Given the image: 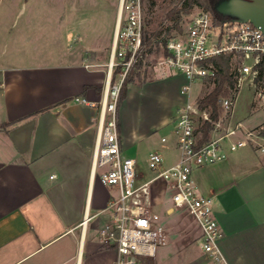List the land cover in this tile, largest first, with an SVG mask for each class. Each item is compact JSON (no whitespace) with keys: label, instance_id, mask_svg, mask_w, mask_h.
<instances>
[{"label":"crops","instance_id":"0c3cea01","mask_svg":"<svg viewBox=\"0 0 264 264\" xmlns=\"http://www.w3.org/2000/svg\"><path fill=\"white\" fill-rule=\"evenodd\" d=\"M28 2L0 0V264H116L117 250L103 243L100 229L117 192L92 170L99 108L75 100L100 101L111 49L29 62L38 49L44 55L45 26L60 31L62 20L20 16L16 24ZM121 143L124 151L122 135ZM226 153L193 171L197 191L215 199L225 264H264V149ZM163 157L169 166L179 151ZM156 186L166 190L161 181ZM193 229L201 240L199 225Z\"/></svg>","mask_w":264,"mask_h":264},{"label":"built area","instance_id":"2783aa9c","mask_svg":"<svg viewBox=\"0 0 264 264\" xmlns=\"http://www.w3.org/2000/svg\"><path fill=\"white\" fill-rule=\"evenodd\" d=\"M144 29L143 0H120L102 97L98 102L75 98L79 103L99 108L93 175L117 192L109 202L110 219L100 229L101 239L116 248V264H144L143 257H155L158 249L169 242L162 213L151 197L152 188L161 181L169 193L166 213L186 210L192 215L201 229V247L206 258L212 264H225L219 245L224 233L215 215V199L199 194L193 171L227 156L224 139H228L230 150L254 141L250 132L246 139H233L244 131V125L241 121L232 123V112L243 86L252 89L264 108V83L260 85L257 81L264 61V33L251 22L225 20L219 24L210 12L198 9L182 31L167 38L158 67L164 73H177L185 78L180 87L184 101L177 106L172 118L179 159L165 166L163 155L151 151L147 162L154 175L139 182L138 161L127 156L122 148L118 100L125 77L147 54ZM224 53L232 54L237 90L234 97L223 100V117L213 120L210 112L199 106V98L193 99L192 92L195 82L202 84L205 79L216 76L217 66L212 59ZM119 68L117 79L113 81L114 71ZM200 120L211 122L213 131L224 129L225 132L200 143ZM161 141L168 139L163 136Z\"/></svg>","mask_w":264,"mask_h":264},{"label":"rangeland","instance_id":"374dc122","mask_svg":"<svg viewBox=\"0 0 264 264\" xmlns=\"http://www.w3.org/2000/svg\"><path fill=\"white\" fill-rule=\"evenodd\" d=\"M116 4L117 0H29L16 24L20 16L21 19L59 17L62 20L60 31L57 24L45 26L47 34L44 43L42 42L46 45L44 55L38 57L41 53L38 49L39 51H34L36 55H30L29 62L46 63L60 58L68 59L78 52V48L109 51L117 18L112 7ZM143 4L145 29L155 32L169 24L167 15L172 9L181 6L182 0H143ZM198 9L202 8L195 6L191 13L183 14L182 27L186 26L192 13ZM159 47L162 48L161 45ZM163 53V49L160 52L147 53L139 67L131 68L129 73L132 81L128 84L127 97L118 111L124 151L127 156L135 157L138 161L139 182L154 175L147 162L149 152L157 151L167 160L178 152L172 117L175 107L184 101L180 87L185 78L181 74H168L159 69L157 63ZM102 68H108V65ZM211 89L212 85L207 86L205 81L202 84L195 82L193 99H200ZM228 121L229 118L225 120L226 123ZM238 121L243 123L244 131L233 139H246L250 132L254 141H247L246 146L252 148V144H255L263 148L264 137L260 132L264 129V108L247 86L240 89L232 112V123ZM224 132V129L214 130L212 139ZM163 136L167 137V142L161 141ZM222 142L224 148L229 149L228 139ZM167 194L160 186H154L151 191L155 207L162 213L170 240L167 245L158 249V253L148 260V264H212L205 258L201 240L197 239L198 233L193 229V226L198 229L196 219L186 210H177L171 216L165 214L167 205L163 202L167 199Z\"/></svg>","mask_w":264,"mask_h":264},{"label":"trees","instance_id":"16d2710c","mask_svg":"<svg viewBox=\"0 0 264 264\" xmlns=\"http://www.w3.org/2000/svg\"><path fill=\"white\" fill-rule=\"evenodd\" d=\"M218 0H182V4L179 7L172 9L167 18L169 24L163 27L162 29L150 32L144 29V43L146 46V52H160L161 49L164 50L167 38L173 34V31L180 32L183 30L181 21L183 14H189L193 11L194 7L202 8L210 12L215 20V22L221 24L225 20H232L231 16L220 13L215 4ZM162 46V48L159 47ZM148 46V47H147ZM212 61L217 66L216 76L213 78L205 79L207 86L212 85V89L206 92L199 99V106L202 109H207L210 112V117L213 120H219L224 115L223 100L227 97H234V92L236 88V73L233 68L232 54L224 53L219 56H216ZM142 61H138L133 68L139 67ZM120 71L116 69L113 75V81L116 80V77ZM132 81L130 73L125 77L120 96L118 100V111L122 102L127 97L128 84ZM260 85L264 83V61L260 65V75L257 79ZM97 90H99L97 88ZM12 122H7L4 126L10 125ZM264 125V123H263ZM214 126L211 122L206 120L199 121L198 131L200 132V143L208 142L212 139V132ZM260 135L264 137V129L260 132ZM150 257H143V262L148 264Z\"/></svg>","mask_w":264,"mask_h":264},{"label":"water","instance_id":"95a60500","mask_svg":"<svg viewBox=\"0 0 264 264\" xmlns=\"http://www.w3.org/2000/svg\"><path fill=\"white\" fill-rule=\"evenodd\" d=\"M215 7L233 21L251 22L264 33V0H218Z\"/></svg>","mask_w":264,"mask_h":264}]
</instances>
